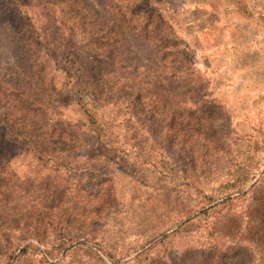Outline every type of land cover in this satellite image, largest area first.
Instances as JSON below:
<instances>
[{
	"label": "rangeland",
	"instance_id": "1",
	"mask_svg": "<svg viewBox=\"0 0 264 264\" xmlns=\"http://www.w3.org/2000/svg\"><path fill=\"white\" fill-rule=\"evenodd\" d=\"M138 1L83 0L75 33L119 62L118 91L143 94L138 120L155 138L162 132L164 146L145 167L133 165V153L119 159L90 138L65 139L74 167L65 175L38 166L0 127L3 252L29 241L45 249L61 233L112 254L70 250L58 264H213V199L251 150L264 161V0H147L162 22ZM14 22L0 0V124L41 125L28 96L45 87L34 85L33 52ZM165 42H181L206 72L204 105H164L165 87L184 80L166 73ZM65 114L79 118L73 106ZM30 259L13 264H36L40 255ZM234 264L251 263L239 256Z\"/></svg>",
	"mask_w": 264,
	"mask_h": 264
},
{
	"label": "trees",
	"instance_id": "2",
	"mask_svg": "<svg viewBox=\"0 0 264 264\" xmlns=\"http://www.w3.org/2000/svg\"><path fill=\"white\" fill-rule=\"evenodd\" d=\"M4 2L15 19L14 25L19 27L33 52L34 85L45 87L40 95L28 96L43 116L42 124L17 128L0 124L6 138L38 166L63 171L65 175L74 168L69 165L70 156L64 154L65 139L78 142L90 138L101 143L106 156L120 159L122 155L132 157L133 153L137 158L133 165H153V152L164 146V135L161 132L160 138H155L157 133L138 120L145 118L143 94L133 93L132 89L118 91L115 75L119 62L110 56L104 57L108 52L99 42H86L81 33H75L76 28H80L76 14H82L83 0ZM138 4L148 9L149 20L156 17L158 22L163 21L153 3L139 0ZM79 23L82 25L81 21ZM165 44L168 50L162 60L166 63V73L173 72L175 76L180 71L184 80L177 88L172 84L165 87L164 96L168 101L163 96L164 105L202 106L207 100L198 90L209 84L204 83L206 72L197 67L196 60H191L181 42ZM110 47L115 48L113 44ZM71 106L79 113L75 121L65 114ZM251 152L245 160L234 164L233 177L223 184L221 196L213 199L216 240L213 251L206 255H213V264H234L239 256L246 257L251 264H264V161L259 162L257 151ZM158 238L151 241V246ZM98 246L92 239L78 240L59 233L52 243L44 245L45 249L33 241L21 242L8 246L6 252L0 249V256L7 259L8 264L22 258L32 262L30 258L36 253L40 255L36 264H46L47 257L52 258V264H58L68 251L79 249H85L89 256L95 251L111 256L112 251Z\"/></svg>",
	"mask_w": 264,
	"mask_h": 264
}]
</instances>
